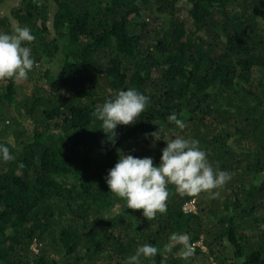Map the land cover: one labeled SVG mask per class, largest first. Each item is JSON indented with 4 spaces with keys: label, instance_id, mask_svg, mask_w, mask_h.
Segmentation results:
<instances>
[{
    "label": "trees",
    "instance_id": "1",
    "mask_svg": "<svg viewBox=\"0 0 264 264\" xmlns=\"http://www.w3.org/2000/svg\"><path fill=\"white\" fill-rule=\"evenodd\" d=\"M12 21L35 36V64L0 80L14 157L0 161V264H124L145 243L158 253L142 264H264V0H0V31ZM129 88L149 103L110 141L93 113ZM159 127L231 179L215 198L169 185L148 220L106 177L118 149L158 165L166 143L146 134ZM174 232L191 257L164 251Z\"/></svg>",
    "mask_w": 264,
    "mask_h": 264
},
{
    "label": "clouds",
    "instance_id": "2",
    "mask_svg": "<svg viewBox=\"0 0 264 264\" xmlns=\"http://www.w3.org/2000/svg\"><path fill=\"white\" fill-rule=\"evenodd\" d=\"M35 36L29 28L11 23L10 32L0 31V80L10 79L20 82L28 78L35 60L27 44L33 42ZM149 103L148 97L136 89L120 90L114 98L106 100L102 107H97L94 117L101 122V130L115 138L118 126H130L137 122ZM178 129H184L185 123L175 113L167 117ZM163 129L152 132L155 142L163 140L166 147L158 165L151 157H136L118 151V161L109 169L106 184L109 192L126 202L127 209L142 210L148 220L157 213L167 210L170 195L168 186H175V192L181 197H195L200 193H210L213 198L219 195V189L230 179V173L214 169L207 160L205 151L199 148V141L177 135L169 139L161 138ZM114 141V139H109ZM11 144V141H9ZM9 144L0 143V161L13 160ZM176 245L181 246L183 259L192 256L189 237L183 233H172L164 251L171 252ZM158 253L156 246L145 243L139 246L135 254L128 256L124 264H142L141 258L152 260Z\"/></svg>",
    "mask_w": 264,
    "mask_h": 264
},
{
    "label": "built area",
    "instance_id": "3",
    "mask_svg": "<svg viewBox=\"0 0 264 264\" xmlns=\"http://www.w3.org/2000/svg\"><path fill=\"white\" fill-rule=\"evenodd\" d=\"M185 210L188 211V212L196 211L195 203L192 202V203H189L188 205H186L185 206Z\"/></svg>",
    "mask_w": 264,
    "mask_h": 264
},
{
    "label": "rangeland",
    "instance_id": "4",
    "mask_svg": "<svg viewBox=\"0 0 264 264\" xmlns=\"http://www.w3.org/2000/svg\"><path fill=\"white\" fill-rule=\"evenodd\" d=\"M226 197H227L226 194L222 192L221 195H220L221 203L224 201V199H226Z\"/></svg>",
    "mask_w": 264,
    "mask_h": 264
}]
</instances>
